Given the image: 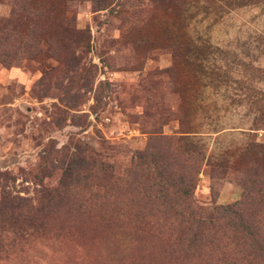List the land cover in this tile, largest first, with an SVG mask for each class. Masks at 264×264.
Listing matches in <instances>:
<instances>
[{
  "label": "rangeland",
  "instance_id": "rangeland-1",
  "mask_svg": "<svg viewBox=\"0 0 264 264\" xmlns=\"http://www.w3.org/2000/svg\"><path fill=\"white\" fill-rule=\"evenodd\" d=\"M246 2L0 0L3 183L36 203L74 155L98 176L82 177L71 201L87 211L81 225L0 264H256L264 252V3ZM112 174L133 180L135 222L110 226L101 216L106 193L123 190ZM232 205L250 225L247 246L227 237L201 256L185 254L177 212L217 221Z\"/></svg>",
  "mask_w": 264,
  "mask_h": 264
},
{
  "label": "trees",
  "instance_id": "trees-1",
  "mask_svg": "<svg viewBox=\"0 0 264 264\" xmlns=\"http://www.w3.org/2000/svg\"><path fill=\"white\" fill-rule=\"evenodd\" d=\"M246 1H248L246 4L264 3V0ZM262 127L264 129V124ZM109 171L105 168L103 174ZM82 177L90 181L98 176L94 166L89 167L87 158L82 157L81 159L74 155L64 169L59 184L53 188L41 190V196L35 203L31 197L14 194L10 188H7V184L4 183L8 175L0 171V261L10 260L16 253L23 252L31 242L50 236H60L68 228L81 225L82 216L87 211L73 206L71 201L78 199L77 185L82 183ZM121 180L123 179L112 174L113 185H120ZM132 187L133 180H124L121 193L111 192L104 196L103 203L106 207L101 210V216L109 225L111 223L116 225L125 216L128 218V223L135 222L134 218L137 215L134 212ZM194 187L193 184L185 186L181 190L180 199L191 196ZM166 192L161 190L157 197L166 201L169 197V193ZM92 197L89 199L92 200ZM234 206L222 207V210L218 212L217 221L198 219L187 208L178 211L179 216L184 219L183 227L180 229V240L184 246L182 249L184 253H191L192 257H195V253L201 256L205 253L208 242L213 244L217 242L220 245L227 237H231L234 241L237 239L240 242V244L235 242L237 245L246 247L248 237L252 235L250 225L242 220L241 208L234 209ZM157 211H160L159 207ZM161 211L165 214L169 213V210L165 208ZM229 231H233V234L227 235ZM263 254L264 252L259 254L261 257L258 255L259 259L256 260V264L264 260ZM243 259H240L241 264H244Z\"/></svg>",
  "mask_w": 264,
  "mask_h": 264
}]
</instances>
